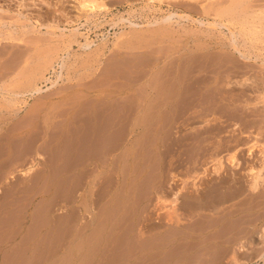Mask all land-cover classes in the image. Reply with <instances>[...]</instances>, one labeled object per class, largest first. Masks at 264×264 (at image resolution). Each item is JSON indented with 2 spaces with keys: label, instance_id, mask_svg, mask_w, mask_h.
<instances>
[{
  "label": "rangeland",
  "instance_id": "obj_1",
  "mask_svg": "<svg viewBox=\"0 0 264 264\" xmlns=\"http://www.w3.org/2000/svg\"><path fill=\"white\" fill-rule=\"evenodd\" d=\"M103 1L107 8L88 11L74 0H0V264H264V181L253 189L249 172L251 166L259 169L264 164V99L259 98L264 89V33L258 38L238 37L247 57L218 43L229 41L230 33L209 28L198 3L182 1L171 10H188L206 20L204 24L177 16L168 24H154L168 13L167 5L147 0ZM63 58L69 66L62 69ZM40 63L49 66L43 67L44 76L33 81L41 90L32 93L29 84L25 86L27 74ZM148 82L169 94L181 91V98H168L172 101L170 110H163L166 113L153 110L159 119L149 113L152 124L146 130L139 127L134 136L136 141L139 136L143 139L136 144L134 159L126 155L128 160L96 176L90 193L89 164L95 160L109 164V148L101 149L98 142L103 139L92 141L93 131L113 127L103 141L123 146L133 118L129 111L151 89ZM203 82L211 85L208 90L201 89ZM90 85L102 95L117 90V100H94L90 94L79 99L76 93ZM203 118L211 119L204 122ZM198 141H205L204 146ZM230 151L236 154L238 167L227 161ZM219 159L224 165L217 174L214 167ZM32 163L36 167L25 176ZM86 195L89 210L84 206ZM94 214L104 217H98V224L81 226L94 223ZM154 222L163 226L147 227Z\"/></svg>",
  "mask_w": 264,
  "mask_h": 264
},
{
  "label": "bare ground",
  "instance_id": "obj_2",
  "mask_svg": "<svg viewBox=\"0 0 264 264\" xmlns=\"http://www.w3.org/2000/svg\"><path fill=\"white\" fill-rule=\"evenodd\" d=\"M74 1H76V3L78 4V6L81 8V9H85V10H88V11H97V10H103V9H105V8H107L108 7V5L103 1V0H74ZM147 1H149V2H152V3H157V4H159L160 6H162V5H167L168 7H169V9H168V13L167 14H165L163 17H161V19L160 20H157L156 19V21L154 22V24H158V23H169V22H172L173 20H174V18H175V16H177V17H182V18H186V19H188V20H192V21H194V22H198V23H201V24H204V23H206L205 21H204V19L203 18H200V17H195V15H193L190 11H188V10H182L183 12H179V11H175V10H171V8L173 7V8H175L176 6H177V3H179V2H182V1H185V2H188V3H190V4H192V5H194L195 3H198V4H200L201 5V9H203V11H201V12H203V16L202 17H204L205 19H208V21H207V24H208V26H209V28H212L213 30L215 29V30H219V31H221L223 34H226V32H225V30H224V28L225 29H227L228 30V32L230 33V36L231 37H229L228 36V38H229V41H226V42H220L219 40V42L218 43H220L222 46H228V47H232V49L233 50H236L238 53H240L241 55H244V56H247V57H249V54H247L246 53V51H244V50H241V47H240V41H239V39H238V37L239 36H243V35H246V36H248L249 37V35H254V37L255 36H257L256 38H258V36H259V34H261V33H264V23H261V21H262V19L264 18V0H252V2L253 3H249L248 1L249 0H147ZM182 4V3H181ZM180 4V5H181ZM199 5V6H200ZM188 6V5H187ZM191 6V5H190ZM184 7V6H183ZM189 7V6H188ZM193 7V6H192ZM187 9V8H186ZM192 11V10H191ZM193 12V11H192ZM195 13V12H194ZM205 15V16H204ZM121 19H125L124 17H122ZM256 19H259L260 21H256ZM126 20V19H125ZM130 21V20H129ZM34 23L37 25L38 23H39V21L38 20H34ZM130 23L132 24V25H140V24H137V23H134V22H132V20L130 21ZM168 26V25H167ZM161 29V28H160ZM195 30V29H194ZM203 30V29H202ZM157 31V30H156ZM191 31V30H190ZM218 31V32H219ZM186 32V31H185ZM193 32V31H192ZM160 33V32H159ZM168 33V32H167ZM136 34V33H135ZM139 35V34H138ZM154 35H156L155 33H154ZM136 36V35H135ZM144 36V35H143ZM158 36V35H157ZM161 36V35H160ZM133 37H134V35H133ZM140 37V36H139ZM138 37V38H139ZM146 37V36H145ZM150 37V36H149ZM252 37V36H251ZM136 38V37H135ZM151 38V37H150ZM157 38V37H156ZM205 38V37H204ZM253 38V37H252ZM141 39V38H140ZM149 39V38H148ZM143 40V39H142ZM145 40V39H144ZM202 40H203V38H202ZM210 40V39H209ZM133 41H135V40H133ZM132 41V42H133ZM147 41V40H146ZM192 41V40H191ZM196 41V40H195ZM199 41V40H198ZM211 41V40H210ZM217 41V40H216ZM223 41V40H222ZM138 42V41H137ZM150 42V41H149ZM148 42V43H149ZM202 42V41H201ZM213 42H215V40L213 41ZM131 43V42H130ZM143 43H145V42H143ZM152 44H153V42H151ZM205 43V42H204ZM88 44H90V43H86V45H88ZM156 44V43H155ZM171 44V43H170ZM217 44V43H216ZM133 45H135V44H133ZM214 45V44H213ZM220 45V46H221ZM125 46V45H124ZM202 46V45H201ZM221 46V47H222ZM133 47V46H132ZM139 47H140V44H139ZM141 48V47H140ZM211 48V47H210ZM130 49V48H129ZM230 49V48H229ZM44 52V51H43ZM129 52H130V50H129ZM208 52V51H207ZM215 52V51H214ZM54 53V52H53ZM128 53V52H127ZM229 53V52H228ZM200 54H202V53H200ZM40 55H41V53H40ZM218 55V54H217ZM35 56V55H34ZM214 56V55H213ZM220 56V55H219ZM27 57V56H26ZM37 57V56H36ZM51 57V56H50ZM25 58V57H24ZM159 58V57H158ZM222 58V57H221ZM29 59H31V58H29ZM37 59V58H36ZM180 59V58H179ZM178 59V60H179ZM24 60V59H23ZM38 60V59H37ZM174 60V59H173ZM220 60V59H219ZM51 61H53V59L51 60ZM70 61V60H69ZM85 61V60H84ZM87 61V60H86ZM89 61V60H88ZM227 61V60H226ZM175 62H176V60H175ZM175 62H173V63H175ZM46 63V62H45ZM48 63V62H47ZM69 63V62H68ZM67 63V61H66V59L65 58H63V62H62V65H61V67H62V69L63 68H66V66L68 65L69 66V64ZM75 63V62H74ZM83 63V62H82ZM89 63V62H88ZM168 63H170V62H168ZM36 64V63H35ZM41 65H39V64H37V66H35V68L33 67V70L32 71H30V73L29 74H27V78H28V83L27 84H25V86L26 85H28L29 84V91L30 90H32V93H33V91H35V92H38V91H40L41 90V88L40 87H38V85H37V83L36 82H33V81H35V79H37L38 78V76L41 74V73H43V67H45V66H43L42 65V63H40ZM44 64V63H43ZM54 64V63H53ZM71 64V63H70ZM80 64V63H79ZM248 64V63H247ZM246 64V65H247ZM217 65V64H216ZM221 65V64H220ZM49 66V65H48ZM48 66H46L47 67V69H48ZM71 66V65H70ZM80 66V65H79ZM150 67H151V65H149ZM148 66V67H149ZM177 66V65H176ZM82 67V66H81ZM156 67V66H155ZM180 67V66H179ZM201 67V66H200ZM205 67V66H204ZM208 67V66H207ZM209 67H211V66H209ZM26 68V67H25ZM171 68V67H170ZM194 68V67H193ZM212 68V67H211ZM29 69V68H28ZM46 69V68H45ZM46 69V70H47ZM151 69V68H150ZM172 69V68H171ZM201 69V68H200ZM20 70H22V69H20ZM180 70V69H179ZM196 70H198V69H196ZM218 70H219V67H218ZM92 71V70H91ZM90 71V72H91ZM169 71V70H168ZM206 71V70H205ZM20 72H22V71H20ZM20 72L18 73V74H20ZM24 72V74H25V72L26 71H23ZM160 72V71H159ZM170 72V71H169ZM181 72V71H180ZM200 72V71H199ZM210 72V71H209ZM68 73H69V71H68ZM82 73V72H81ZM94 73V72H93ZM97 73H98V71H97ZM182 73V72H181ZM191 73V72H190ZM193 73H194V71H193ZM196 73H197V71H196ZM212 73H213V71H212ZM211 73V74H212ZM23 74V73H22ZM23 74V75H24ZM44 74V73H43ZM43 74H41V76L43 75ZM85 74H86V72H85ZM100 74H101V72H100ZM154 74V73H153ZM152 74V75H153ZM180 74V73H179ZM208 74V73H207ZM26 75V74H25ZM63 75V71L61 72V74L59 75V77H61ZM81 75V74H80ZM149 75V74H148ZM147 75V76H148ZM155 75H156V73H155ZM169 75V74H168ZM214 75V74H213ZM212 75V76H213ZM20 76H21V74H20ZM44 76V75H43ZM132 76V75H131ZM179 76V75H178ZM185 76V75H184ZM190 76V75H189ZM208 76V75H207ZM211 76V77H212ZM116 77V76H115ZM119 77V76H118ZM150 77H152V76H150ZM201 77V76H200ZM209 77V76H208ZM22 79L21 80H23L24 78L23 77H21ZM27 78H25L24 80H27ZM68 78V77H67ZM86 78V77H85ZM168 78V77H167ZM178 78V77H177ZM205 77H203V79H204ZM20 79V78H19ZM68 79H70L71 80V78H68ZM106 79V78H105ZM142 79V78H141ZM154 79H156L155 78V76H154ZM179 79V78H178ZM178 79H174V80H178ZM211 79V78H210ZM209 79V80H210ZM219 79V78H218ZM75 80V79H74ZM101 80V79H100ZM153 80V79H152ZM169 80V79H168ZM173 80V81H174ZM180 80V79H179ZM107 81V80H106ZM115 81V80H114ZM128 81H131L130 79L128 80ZM136 81V80H135ZM164 81V80H163ZM170 81V80H169ZM173 81L172 82H170V84L172 83L173 84ZM181 81H182V79H181ZM188 81V80H187ZM197 81L198 80H194V82L197 84ZM216 81V80H215ZM22 82V81H21ZM25 82V81H24ZM113 82V81H112ZM123 82V81H122ZM134 82V81H133ZM155 82H156V84H157V81H154V84H155ZM158 82H159V80H158ZM162 82V81H161ZM165 82V81H164ZM163 82V83H164ZM176 82V81H175ZM180 82V81H179ZM178 82V83H179ZM199 82V81H198ZM219 82V81H218ZM20 83V82H19ZM90 83V82H89ZM96 83V82H95ZM116 83V82H115ZM149 83V82H148ZM148 83L146 84V86L148 85ZM168 83V82H167ZM167 83H165V84H167ZM191 83V82H190ZM201 83V82H200ZM200 83H198V85H201ZM212 83V82H211ZM220 83V82H219ZM88 84V83H87ZM128 84V83H127ZM155 84V85H156ZM158 84H160V82L158 83ZM169 84V83H168ZM185 84V83H184ZM74 85V84H73ZM161 85V84H160ZM177 85V84H176ZM179 85H180V83H179ZM18 86H20V84H18ZM106 86H107V84H106ZM114 86V85H113ZM122 86V85H121ZM172 86H174V85H172ZM209 86H211V85H209V82H203V85L201 86L202 88L201 89H207ZM220 86V85H219ZM95 87V86H94ZM149 87H151V89L149 88V90H147L146 91V93H143L144 94V96H142L143 98L141 99L140 98V100H138V101H136V103H134V105H135V108H132L131 109V112L129 111V115H131V117L133 116V118H132V120L130 119L129 121H128V123H129V125H130V128H128V133H127V140L125 141V143H123V146H124V144H125V146H124V151H122V149L123 148H121V146H122V142H121V146L120 145H118V144H120V143H118V144H116V143H110L109 141H106V142H104L103 140L104 139H106V135H110V130L113 128H110V129H103V130H97V132L95 131H93V133H92V131H91V133H92V136H94V138H93V140L92 141H95V140H99V139H103L102 141L100 140V142H98V144H99V146L101 147V149L103 148V147H106V148H109V150L107 151V153H106V157H108V166H103V164H102V162L100 163L98 160H95L94 162L95 163H91V164H89L90 166H91V168H89V170L91 169V175H93V176H91L92 177V179H91V181H89L88 183V188L90 189V190H92V192H90V193H93V187L95 186V179H96V176H99V174H101L102 175V173H105V172H107L108 171V169L110 170V167H114L113 165L115 164V163H118L119 161H121L122 160V163H123V159H125V157H126V155H127V157L128 156H131L132 158L134 157L133 156V154H134V152H135V150H137V146H136V144H137V142H138V140L140 139V138H142L141 136H139L140 138L136 141L135 139V133H136V131H137V129L139 128V127H141V126H143V128L145 127V130H146V128L148 127V124L149 125H151L149 122H148V115H149V113L150 112H152L153 113V110H156L157 112L158 111H162L163 112V110H167L168 108H169V110H170V106H169V101H172V99L171 100H169L168 101V98H173V99H178L179 97H180V95H181V91H178L177 93H174V94H169L168 92H166V90H165V88H164V90L165 91H163V90H161V89H158V88H156V86H153L151 83H149ZM158 87V86H157ZM167 87H169V86H167ZM167 87H166V89H167ZM177 87V86H176ZM184 87V86H183ZM197 87V86H196ZM196 87H194V88H196ZM199 87V86H198ZM21 88V87H20ZM24 88V87H23ZM92 88H93V85H90V86H87L84 90L83 89H81V90H79V93H76V95H77V97H79V99H80V97L83 99L84 97H87L89 94L90 95H92V96H94L95 97V99L94 100H103V99H110L111 101H116L117 100V95H115L118 91L117 90H114V91H116V93L114 92H110V93H108V94H106V95H102L101 93H102V91H94V90H92ZM179 88V87H178ZM181 88H182V86H181ZM192 88V87H191ZM212 88V87H211ZM219 88V87H218ZM217 87H216V89H218ZM232 88V87H231ZM171 89V88H170ZM172 89H173V87H172ZM200 89V88H199ZM225 89V88H224ZM28 90H26V91H28ZM183 90V89H182ZM208 90V89H207ZM206 90V91H207ZM235 90V89H234ZM192 91V90H191ZM202 91V90H201ZM205 91V92H206ZM15 92V91H14ZM16 92H18V94L19 93H23V92H25V91H16ZM77 92V91H76ZM94 92V93H93ZM171 92H175V91H171ZM183 92V91H182ZM198 92H199V90H198ZM204 92V91H203ZM232 92V91H231ZM26 93V92H25ZM75 93V92H74ZM106 93V92H105ZM17 94V95H18ZM24 94V93H23ZM72 94V93H71ZM169 94V95H168ZM190 95H191V93H189ZM197 94V93H196ZM195 94V95H196ZM188 95V94H187ZM192 95H193V93H192ZM198 95V94H197ZM196 95V96H197ZM218 95H220V94H218ZM231 95V94H230ZM69 96H71V95H69ZM92 96H90V97H92ZM125 96V95H124ZM202 96V95H201ZM213 96V95H212ZM215 96V95H214ZM228 96V95H227ZM260 96V95H259ZM139 96H137V98H138ZM200 97V96H199ZM221 97V96H220ZM225 97V96H224ZM69 98V97H68ZM135 98H136V96H135ZM181 98V97H180ZM222 98V97H221ZM227 98V97H226ZM259 98H262V99H264V89H263V91L261 92V96L259 97ZM70 99V98H69ZM73 99V98H72ZM75 99H78V98H75ZM81 99V100H82ZM92 99V100H93ZM193 99V98H192ZM191 99V100H192ZM197 99H200V98H197ZM196 99V100H197ZM217 99V98H216ZM224 99V98H223ZM13 100V99H12ZM15 100V99H14ZM88 100H89V98H88ZM158 100H160V101H158ZM221 100V99H220ZM227 100V99H226ZM229 100V99H228ZM235 100V99H234ZM256 100V99H255ZM11 101V100H10ZM61 101V100H60ZM70 101V100H69ZM78 101V100H77ZM87 101V100H86ZM104 101V100H103ZM127 101H129V100H127ZM231 101H232V99H231ZM230 101V102H231ZM15 102V101H14ZM71 102V101H70ZM78 102H80V101H78ZM176 102H179L180 103V101H176ZM189 102V101H188ZM218 102V101H217ZM105 103V102H104ZM130 103V102H129ZM207 103V102H206ZM212 103V102H211ZM264 103V102H263ZM56 104V103H55ZM55 104H53V105H55ZM57 104H58V102H57ZM100 104V103H99ZM215 104V103H214ZM214 104H212L213 106H214ZM223 104V103H222ZM42 105V104H41ZM174 105H175V102H174ZM201 105V104H200ZM217 105V104H216ZM215 105V106H216ZM220 105V104H219ZM81 106V105H80ZM90 106V105H89ZM188 106H191V105H188ZM193 106V105H192ZM222 106V105H221ZM97 107V106H96ZM112 107V106H111ZM131 107H132V105H131ZM130 107V108H131ZM179 107V106H178ZM194 107H195V105L192 107V109H194ZM204 107V106H203ZM217 107V106H216ZM52 108V107H51ZM65 108V107H64ZM88 108V107H87ZM181 108V107H180ZM209 108V107H208ZM211 108V107H210ZM233 108V107H232ZM237 108V107H236ZM97 109H98V107H97ZM116 109H119V108H116ZM174 109V108H173ZM187 109V108H186ZM188 109H189V107H188ZM203 109V108H202ZM214 109V108H213ZM219 109V108H218ZM223 109V108H222ZM243 109V108H242ZM246 109H247V107H246ZM38 110V109H37ZM47 110H48V108H47ZM65 110V109H64ZM68 110V109H67ZM108 110V109H107ZM165 110V111H166ZM182 110V109H181ZM184 110V109H183ZM205 110V109H204ZM224 110H227V109H224ZM235 110H237V109H235ZM52 111V110H51ZM51 111H50V113H51ZM164 111V112H165ZM194 111V110H193ZM197 111V110H196ZM215 111V110H214ZM234 111V110H233ZM240 111V110H239ZM55 112V111H54ZM89 112V111H88ZM163 112V113H164ZM167 112V111H166ZM165 112V113H166ZM176 112V111H175ZM187 112H188V110H187ZM46 113V112H45ZM155 114H156V112H154ZM153 113V114H154ZM186 113V112H185ZM208 113V112H207ZM212 113V112H211ZM210 113V114H211ZM241 113H243V111H241ZM34 114V113H33ZM97 114V113H96ZM155 114H154V117H155ZM159 114V113H158ZM158 114H156L157 116H158ZM168 114V113H167ZM166 114V115H167ZM197 114V113H196ZM200 114V113H199ZM85 115V114H84ZM119 115V114H118ZM128 115V117H130ZM152 115V114H151ZM160 115V114H159ZM47 116H49V115H47ZM46 116V117H47ZM92 116H93V114H92ZM110 116V115H109ZM150 116V115H149ZM205 116V115H204ZM210 116V115H209ZM32 117V116H31ZM30 117V118H31ZM34 117V116H33ZM126 117V116H125ZM3 118V117H2ZM104 118V117H103ZM102 118V119H103ZM107 118V117H106ZM120 118V117H119ZM124 118V117H123ZM156 118V117H155ZM158 119H159V117H157ZM156 118V119H157ZM161 118V117H160ZM36 119V118H35ZM113 119V118H112ZM127 119V118H126ZM153 119V118H152ZM190 119V118H189ZM201 119V118H200ZM199 119V120H200ZM204 119V118H203ZM206 119V120H205ZM203 121L205 122H207V121H209V119H211V118H205ZM117 120V119H116ZM197 120V119H196ZM0 121H2V120H0ZM48 121V120H47ZM152 121V120H151ZM153 121H155V119L153 120ZM103 122V121H102ZM202 121H200V123H201ZM117 123V122H116ZM203 123V122H202ZM30 124H32V123H30ZM109 124H110V122H109ZM111 124H113V123H111ZM7 125V124H6ZM49 125V124H48ZM101 125H102V123H101ZM104 125V124H103ZM107 125V124H106ZM128 125V126H129ZM155 125V124H154ZM162 125V124H161ZM160 125V126H161ZM92 126V125H91ZM93 126H94V124H93ZM92 126V127H93ZM108 126V125H107ZM110 126V125H109ZM115 126V125H114ZM124 126V125H123ZM153 126V125H152ZM190 126V125H189ZM101 127V126H100ZM105 127V126H104ZM103 127V128H104ZM154 127V126H153ZM197 127V126H196ZM44 128V127H43ZM95 128H96V126H95ZM99 128V127H98ZM109 128V127H108ZM152 128V127H151ZM205 128V127H204ZM42 129V128H41ZM92 129V128H91ZM124 129V128H123ZM153 129H155V128H153ZM191 129V128H190ZM45 130V129H44ZM77 130V129H76ZM75 130V131H76ZM140 130V129H139ZM197 130V129H196ZM41 131V130H40ZM43 131V130H42ZM41 131V132H42ZM122 131H124V130H122ZM199 131V130H198ZM45 132V131H44ZM52 132V131H51ZM83 132V131H82ZM88 132H89V130H88ZM118 131H116V133H117ZM73 133V132H72ZM109 133V134H108ZM142 133V132H141ZM145 133V132H144ZM159 133H160V131H159ZM199 133V132H198ZM111 134H113V133H111ZM200 135L202 134V133H199ZM43 135V134H42ZM124 135V134H123ZM140 135V134H139ZM152 135H153V133H152ZM188 135V134H187ZM193 135V134H192ZM198 134H196V136H197ZM41 136V135H40ZM44 136V135H43ZM76 136V135H75ZM118 136V135H117ZM81 137V136H80ZM105 137V138H104ZM109 137V136H108ZM134 137V138H133ZM157 137V136H156ZM233 137V136H232ZM151 138V137H150ZM149 138V139H150ZM205 138V137H204ZM204 138H199V140L201 139H203L204 140ZM234 138V137H233ZM112 139V138H111ZM153 139V138H152ZM157 139H158V137H157ZM196 139H198V138H196ZM107 140V139H106ZM113 140V139H112ZM122 140V139H121ZM184 140V139H183ZM139 141H143V139H140ZM147 141V140H146ZM163 141V140H162ZM221 141V140H220ZM82 142V141H81ZM84 142V141H83ZM113 142V141H112ZM117 142H119V141H117ZM140 142V143H141ZM155 142H156V140H155ZM182 142V141H181ZM201 143L202 145H203V142H205V141H203V142H201V141H198V143ZM219 142V141H218ZM87 143H88V141H87ZM92 143V142H91ZM96 143V142H95ZM146 143V142H145ZM149 143V142H148ZM163 143V142H162ZM186 143V142H185ZM229 143V142H228ZM75 144V143H74ZM93 144V143H92ZM150 144V143H149ZM194 144V143H193ZM200 144V145H201ZM220 144V143H219ZM222 144V143H221ZM220 144V145H221ZM224 144V143H223ZM89 145V144H88ZM95 145V144H94ZM138 145H139V142H138ZM155 145V144H154ZM172 145V144H171ZM174 145V144H173ZM172 145V146H173ZM177 145V144H176ZM180 145V144H179ZM190 145V144H189ZM74 146V145H73ZM83 146V145H82ZM122 146V147H123ZM148 146V145H147ZM157 146V145H156ZM163 146V145H162ZM182 146H183V144H182ZM187 146V145H186ZM204 146V145H203ZM226 146H228L227 144H226ZM87 147V146H86ZM90 147V146H89ZM94 147V146H93ZM199 147V146H198ZM217 147V146H216ZM223 147V146H222ZM235 147V146H234ZM252 147V146H251ZM119 148H121V149H119ZM136 148V149H135ZM151 148V147H150ZM180 148V147H179ZM207 148V147H206ZM205 148V149H206ZM231 148V147H230ZM90 149V148H89ZM157 149H158V147H157ZM171 149V148H170ZM173 149V148H172ZM197 149V148H196ZM195 149V150H196ZM212 149V148H211ZM216 149H218V148H215V150ZM83 150H84V148H83ZM93 151H94V148L92 149ZM96 151L95 152H97V149H95ZM122 152H121V151ZM151 150V149H150ZM153 150V149H152ZM226 150V149H225ZM250 150H251V148H250ZM99 151V150H98ZM145 151V150H144ZM173 151H175V149L173 150ZM203 151V150H202ZM208 151V150H207ZM221 151V150H220ZM229 151V150H228ZM172 152V151H171ZM177 152V151H176ZM181 152V151H180ZM219 152V151H218ZM231 153L228 155V157H227V161L230 163V165L231 164H233V165H240V163H239V160H238V158L236 157V154L234 153V151H233V153H232V151H230ZM263 152V154H264V150L262 151ZM86 153V152H85ZM88 153H89V151H88ZM136 153V152H135ZM156 153H158L159 154V152H156ZM165 153H166V151H165ZM164 153V154H165ZM204 153V152H203ZM102 154V153H101ZM100 154V155H101ZM103 154H104V152H103ZM167 154V153H166ZM14 155V154H13ZM41 155V154H40ZM80 155V154H79ZM91 155H92V153H91ZM91 155H90V157H91ZM95 155V154H94ZM140 155V154H139ZM143 155V154H142ZM195 155V154H194ZM211 155H213V154H211ZM227 155V154H226ZM225 155V156H226ZM88 156V155H87ZM86 156V157H87ZM96 156V155H95ZM94 156V157H95ZM145 156V155H144ZM171 156V155H170ZM176 156V155H175ZM177 156H179V155H177ZM192 156H193V154H192ZM191 156V157H192ZM195 156H197V155H195ZM237 156H239V155H237ZM74 157H76V156H74ZM78 157V156H77ZM76 157V158H77ZM84 157V156H83ZM97 157V156H96ZM102 157V156H101ZM105 157V156H104ZM103 157V158H104ZM136 157H138V156H136ZM142 157V156H141ZM158 157V156H157ZM167 157V156H166ZM214 157V156H213ZM219 157V156H218ZM1 158V157H0ZM82 158V157H81ZM98 158V157H97ZM143 158V157H142ZM160 158V157H159ZM169 158V157H168ZM172 158V157H171ZM177 158V157H176ZM197 158V157H196ZM200 158V157H199ZM203 158V157H202ZM215 158V157H214ZM240 158V157H239ZM87 159V158H86ZM99 159V158H98ZM127 159V158H126ZM125 159V160H126ZM134 159V158H133ZM164 159V158H163ZM165 159H167V158H165ZM217 159V158H216ZM81 160V159H80ZM79 160V161H80ZM88 160V159H87ZM128 160V159H127ZM138 160V159H137ZM182 160V159H181ZM215 160V159H214ZM84 161V160H83ZM82 161V162H83ZM106 161V160H105ZM104 161V162H105ZM132 161V160H131ZM140 161V160H139ZM159 161V160H158ZM157 161V162H158ZM178 161V160H177ZM180 161V160H179ZM191 161V160H190ZM195 161V160H194ZM217 161V160H216ZM226 161V160H225ZM224 161V162H225ZM2 162V161H1ZM76 161H74V163H75ZM103 162V163H104ZM187 162H188V160H187ZM192 162V161H191ZM200 162V161H199ZM241 162V161H240ZM72 163V162H71ZM77 163V162H76ZM79 163H81V161L79 162ZM78 163V164H79ZM84 163H85V161H84ZM121 163V164H122ZM126 163H127V161H126ZM133 163H135V161L133 162ZM132 163V164H133ZM143 163V162H142ZM145 163V162H144ZM152 163V162H151ZM215 163V162H214ZM1 164V163H0ZM37 164V163H36ZM83 164V163H82ZM106 164V163H105ZM159 164V163H158ZM191 164H193V163H191ZM80 165V164H79ZM118 165V164H117ZM117 165H115V168H117L116 166ZM123 165H127V164H123ZM138 165V164H137ZM154 165V164H153ZM169 165V164H168ZM196 165V164H195ZM194 165V166H195ZM223 161H222V159H219L218 160V162H217V164H215V167H214V171L218 174L222 169H223ZM252 165V164H251ZM77 166V165H76ZM134 166V165H133ZM143 166V165H142ZM147 166V165H146ZM155 166V165H154ZM194 166H192V167H194ZM36 166H35V164L34 163H32L30 166H28V168L26 169V171H24V174H26L25 176H27V174L28 173H31L33 170H34V168H35ZM71 167H72V165H71ZM127 167V166H126ZM153 167V166H152ZM238 167V166H237ZM66 168V167H65ZM123 168H124V166H123ZM128 168V167H127ZM134 168V167H133ZM142 168V170H143V168L144 167H141ZM146 168V167H145ZM149 168V167H148ZM17 169V168H16ZM18 169H20V168H18ZM128 169H130V168H128ZM191 169V168H190ZM196 169V168H195ZM66 170V169H65ZM71 170V169H70ZM122 170H124V169H122ZM136 170V169H135ZM148 170V169H147ZM154 170V169H153ZM152 170V171H153ZM212 170V169H211ZM84 171V170H83ZM127 171V170H126ZM134 171V170H133ZM141 171V170H140ZM140 171H138L139 172V175H140ZM194 172V171H193ZM249 172H251V174H252V182H251V184H252V186L251 187H253V189H256L263 181H264V164H263V166H262V168H259V169H256V167L255 166H251L250 168H249ZM3 173V172H2ZM10 173V172H9ZM13 173V172H12ZM130 173L131 172H129L128 171V174L130 175ZM135 173V172H134ZM148 173H149V171H148ZM156 173V172H155ZM23 174V175H24ZM80 174V173H79ZM106 174H108V172L106 173ZM121 174V173H120ZM126 174V173H125ZM132 174V173H131ZM143 174V173H142ZM150 174V173H149ZM2 174H1V172H0V176H1ZM11 175V174H10ZM81 175V174H80ZM127 175V174H126ZM125 175V176H126ZM153 175V174H152ZM221 175V174H220ZM77 176V175H76ZM105 176V175H104ZM154 176V175H153ZM82 177H84V176H82ZM85 177H87V176H85ZM84 177V178H85ZM88 177H89V175H88ZM101 177V176H100ZM114 177V176H113ZM138 177H140V176H138ZM216 177V176H215ZM225 177V176H224ZM128 178V176L126 177V179ZM129 178H131L130 176H129ZM133 178V177H132ZM131 178V179H132ZM142 178V177H141ZM146 178V177H145ZM144 178V179H145ZM152 178V177H151ZM86 179V178H85ZM88 179V178H87ZM101 179V178H100ZM137 179V178H136ZM135 179V180H136ZM139 179V178H138ZM209 179V178H208ZM220 179H222V178H220ZM225 179H226V177H225ZM78 180V179H77ZM134 180V179H133ZM135 180L133 181V182H135ZM150 180V179H149ZM74 181V180H73ZM80 181V180H79ZM127 181V180H126ZM130 181H132V180H130L129 179V183H132V182H130ZM197 181V180H196ZM239 181V180H238ZM106 182V181H105ZM112 181H110V183H111ZM124 182V181H123ZM140 182V181H139ZM221 182V181H220ZM222 182H224V178H223V181ZM227 182V181H226ZM76 183H79V182H76ZM142 183V182H141ZM198 183V182H197ZM206 183V182H205ZM85 184V183H84ZM136 184V183H135ZM158 184H160V183H158ZM219 184V183H218ZM97 185V184H96ZM102 185H104V184H102ZM131 185V184H130ZM133 185V184H132ZM200 185H201V183H200ZM210 185V184H209ZM241 185V184H240ZM239 185V186H240ZM74 186V185H73ZM72 186V187H73ZM105 186V185H104ZM107 186V185H106ZM126 186V185H125ZM136 186V185H135ZM135 186L133 187V188H135ZM199 186V185H198ZM77 187V186H76ZM101 187V186H100ZM132 187V186H131ZM212 187V186H211ZM236 187V186H235ZM75 188V187H74ZM103 189H104V187H102ZM126 188H130V187H126ZM73 189V188H72ZM80 189V188H79ZM88 189V190H89ZM102 189V190H103ZM136 189V188H135ZM191 189V188H190ZM203 189V188H202ZM216 189V188H215ZM214 189V190H215ZM88 190H87V192H88ZM130 190V189H129ZM133 191H135L134 189H132ZM211 190H213V189H211ZM240 190V189H239ZM1 191V190H0ZM98 191V190H97ZM104 191V190H103ZM110 191V190H109ZM194 191H196V190H194ZM198 191V190H197ZM132 192V191H131ZM137 192V191H136ZM178 192V191H177ZM176 192V193H177ZM199 192H201V191H199ZM223 192V191H222ZM234 192V191H233ZM72 193H74V192H72ZM77 193V192H76ZM127 194H126V196L128 195V193L129 192H126ZM134 193V192H133ZM159 193V192H158ZM75 194V193H74ZM77 194H79V193H77ZM87 194V193H86ZM105 194H107V193H105ZM185 194V193H184ZM202 194V193H201ZM228 194V193H227ZM238 194H239V192H238ZM100 195H103V194H101L100 193ZM120 195V194H119ZM129 195H130V193H129ZM132 195V194H131ZM141 195V194H140ZM146 195V194H145ZM150 195V194H149ZM177 195H178V193H177ZM207 195V194H206ZM117 196V195H116ZM105 197V196H104ZM128 197V196H127ZM145 197V196H144ZM99 198H100V196H99ZM116 198V197H115ZM119 198V197H118ZM140 198V197H139ZM199 198V197H198ZM82 199V198H81ZM102 199V198H101ZM146 199V198H145ZM86 202H84L85 204H84V206L86 207V209L87 210H89V207H88V201L90 200V196L89 195H86L85 196V199H84ZM127 200H129V198L127 199ZM142 200V199H141ZM150 200V199H149ZM178 200V196H175V201H177ZM186 200V199H185ZM210 200V199H209ZM219 200V199H218ZM217 200V201H218ZM105 201V200H104ZM125 201V200H124ZM154 201V200H153ZM99 202H100V200H99ZM197 203V202H196ZM199 203V202H198ZM93 204V203H92ZM103 204V203H102ZM123 204V203H122ZM151 204V203H150ZM209 204V203H208ZM98 205V204H97ZM96 205V206H97ZM130 205V204H129ZM187 205V204H186ZM110 206V205H109ZM213 206V205H212ZM113 207V206H112ZM144 207V206H143ZM171 207H172V205H171ZM170 207V208H171ZM174 207V206H173ZM175 207H176V204H175ZM210 207H211V205H210ZM97 208V207H96ZM118 208V207H117ZM128 208V207H127ZM146 208V207H145ZM169 208V209H170ZM75 209V208H74ZM122 209V208H121ZM131 209V208H130ZM175 210H176V208H174ZM173 209V210H174ZM190 209V208H189ZM217 209V208H216ZM96 210V209H95ZM100 210V209H99ZM106 210V209H105ZM175 210L173 211V212H175ZM188 210V209H187ZM195 210V208L193 209V211ZM218 210V209H217ZM73 211V210H72ZM104 211V210H103ZM107 211V210H106ZM109 211V210H108ZM119 211V210H118ZM127 211V210H126ZM125 211V212H126ZM79 212V211H78ZM105 212V211H104ZM171 212V211H170ZM173 212H172V214H173ZM178 212V211H177ZM191 212H192V210H191ZM199 212H201V211H199ZM213 212H215V211H213ZM221 212V211H220ZM64 213V212H63ZM90 213V212H89ZM103 213V212H102ZM119 213V212H118ZM123 213V212H122ZM185 213V212H184ZM61 214V213H60ZM96 214H97V212H96ZM148 214V213H147ZM188 214H191V213H188ZM196 214H197V212H196ZM70 215H71V213H70ZM102 215L103 214H100L98 217L99 218H101L102 217ZM105 216H106V213L104 214ZM104 215H103V217H104ZM128 215V214H127ZM139 215V214H138ZM179 214H177L176 215V221L179 223V225L181 224V216L179 217L178 216ZM199 215V214H198ZM65 216V215H64ZM68 216V215H67ZM97 215H93V217H92V221L94 222V223H92V222H88V223H84V225H81V226H85V228H86V226H92V224H98V222H99V219H98V217H96ZM123 216V215H122ZM141 216V215H140ZM185 216H187V215H185ZM202 216V215H201ZM106 217H108V215L106 216ZM105 217V218H106ZM112 217V216H111ZM187 217H189V216H187ZM196 217V216H195ZM79 218V217H78ZM82 218V217H81ZM104 218V219H105ZM172 218V217H171ZM109 219V218H108ZM125 219V218H124ZM148 219V218H147ZM175 219V218H174ZM72 220V219H71ZM71 220H69V221H71ZM119 220H121V219H119ZM123 220V219H122ZM137 220V219H136ZM144 220V219H143ZM154 220V219H153ZM153 220L151 221V222H153ZM171 220V219H170ZM170 220H168V221H170ZM80 221V220H79ZM194 221V220H193ZM196 221V220H195ZM214 221V220H213ZM86 222V221H85ZM101 222V221H100ZM103 222V221H102ZM108 222V221H107ZM144 222V221H143ZM158 222V221H157ZM171 223H172V221H170ZM170 222H167L166 224H168V223H170ZM215 222V221H214ZM130 223V222H129ZM145 223H146V221H145ZM170 223V224H171ZM216 223V222H215ZM82 224V223H81ZM104 224H106V222H104ZM110 224V223H109ZM119 224V223H118ZM142 224V223H141ZM144 224V223H143ZM153 223H151V224H148V226L147 227H158V226H163V224H158V223H156V222H154V224L152 225ZM170 224H168V225H170ZM134 225V224H133ZM171 225H173V224H171ZM191 225V224H190ZM215 225V224H214ZM80 226V227H81ZM110 226V225H109ZM131 226H132V224H131ZM139 226V225H138ZM183 225H181V227H182ZM94 227V226H93ZM95 227H97V226H95ZM121 227V226H120ZM133 227V226H132ZM131 227V228H132ZM137 227V226H136ZM180 227V228H181ZM103 228V227H102ZM128 228V227H127ZM144 228H146V227H144ZM149 228V229H150ZM124 229H126V228H124ZM147 229V228H146ZM162 229V228H161ZM173 229V228H172ZM52 230V229H51ZM94 230H95V232H97L96 231V228H94ZM100 230H102V229H100ZM157 230V229H156ZM159 230V229H158ZM190 230V229H189ZM49 231V230H48ZM91 231V230H90ZM92 231H93V229H92ZM103 231V230H102ZM123 231V230H122ZM121 231V232H122ZM149 231V230H148ZM160 231V230H159ZM184 231V230H183ZM196 231V230H195ZM221 231V230H220ZM43 232H45V231H43ZM109 233V232H108ZM149 233V232H148ZM167 233V232H166ZM177 233V232H176ZM212 233H214V232H212ZM211 233V234H212ZM84 234V233H83ZM86 234V233H85ZM91 234V233H90ZM92 234H95V233H92ZM111 234V233H110ZM133 234V233H132ZM140 234V233H139ZM138 234V235H139ZM180 234V233H179ZM224 234H226V233H224ZM224 234H223V236H224ZM77 235V234H76ZM81 236H82V234H80ZM80 235H78V236H80ZM100 235H101V233H100ZM122 235V234H121ZM144 235V234H143ZM165 235H167V234H165ZM186 235H187V233H186ZM195 235V234H194ZM48 236V235H47ZM93 235H91V237H92ZM97 236V235H96ZM142 236V235H141ZM192 236V235H191ZM83 237H84V235H83ZM87 237V236H86ZM106 236H104V238H105ZM145 237V236H144ZM75 238V237H74ZM98 238H100V237H98ZM147 238H149V237H147ZM214 238V237H213ZM226 238H228V237H226ZM232 238V237H231ZM230 238V239H231ZM81 239H83V238H81ZM86 239V238H85ZM92 239V238H91ZM95 239V238H94ZM97 239V238H96ZM139 239V238H138ZM152 239V238H151ZM110 240V239H109ZM117 240V239H116ZM76 241V240H75ZM100 242V241H99ZM79 243V242H78ZM88 243V242H87ZM86 243V244H87ZM95 243V242H94ZM105 243V242H104ZM113 243V242H112ZM111 243V244H112ZM75 244H76V242H75ZM80 244V243H79ZM91 244V243H90ZM114 244V243H113ZM76 245H78V244H76ZM99 245V244H98ZM87 246V245H86ZM141 247V246H140ZM75 248H78V247H76L75 246ZM80 248V247H79ZM98 248V247H97ZM96 248V249H97ZM111 248V247H110ZM82 249H84V247H81L80 248V250L79 251H83ZM90 249V248H89ZM72 250V249H71ZM86 250V249H85ZM110 251V250H109ZM138 251V250H137ZM85 252V251H84ZM95 252V251H94ZM101 252V251H100ZM117 252V251H116ZM109 253V252H108ZM107 253V254H108ZM115 255V254H114ZM69 256V255H68ZM79 256H80V254H79ZM81 256H83V255H81ZM77 259V260H76ZM98 259V258H97ZM75 260H76V262H78L79 261V257H78V255H76L75 256ZM137 260H139V259H137ZM79 263H80V261H79ZM78 263V264H79ZM83 264V263H82ZM101 264V263H100ZM117 264V263H116ZM137 264V263H136Z\"/></svg>",
  "mask_w": 264,
  "mask_h": 264
}]
</instances>
